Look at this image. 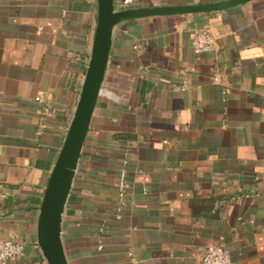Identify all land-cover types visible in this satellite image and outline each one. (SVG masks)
Here are the masks:
<instances>
[{
	"label": "crops",
	"instance_id": "1",
	"mask_svg": "<svg viewBox=\"0 0 264 264\" xmlns=\"http://www.w3.org/2000/svg\"><path fill=\"white\" fill-rule=\"evenodd\" d=\"M97 23L98 0H0L1 226L24 244L3 264H48L41 204ZM200 28L216 52H195ZM62 237L69 264H200L213 244L237 264H264V0L115 28Z\"/></svg>",
	"mask_w": 264,
	"mask_h": 264
},
{
	"label": "water",
	"instance_id": "2",
	"mask_svg": "<svg viewBox=\"0 0 264 264\" xmlns=\"http://www.w3.org/2000/svg\"><path fill=\"white\" fill-rule=\"evenodd\" d=\"M254 0H221L208 4L149 6L124 10L115 0H98V23L80 96L51 171L38 221V246L48 264H69L63 243V220L101 89L107 74L114 30L136 19L223 11Z\"/></svg>",
	"mask_w": 264,
	"mask_h": 264
},
{
	"label": "built area",
	"instance_id": "3",
	"mask_svg": "<svg viewBox=\"0 0 264 264\" xmlns=\"http://www.w3.org/2000/svg\"><path fill=\"white\" fill-rule=\"evenodd\" d=\"M136 0H120L116 4L118 10L134 8ZM193 49L197 54L213 53L217 51L215 37L209 28H200L195 31L192 39ZM215 82L220 81V76H214ZM41 98L38 97V100ZM127 161L125 162V165ZM118 217H120L123 208L128 201V173L126 166L123 168L118 180ZM1 209H0V264L7 260L17 258L24 253V244L13 238H5L2 236L1 226ZM200 264H237L233 261L231 253L228 249L220 245H209L202 255Z\"/></svg>",
	"mask_w": 264,
	"mask_h": 264
}]
</instances>
